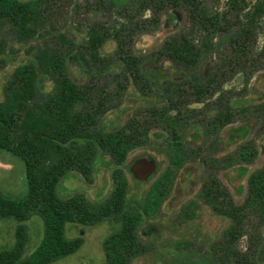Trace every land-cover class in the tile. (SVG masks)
I'll return each instance as SVG.
<instances>
[{"label": "trees", "instance_id": "1", "mask_svg": "<svg viewBox=\"0 0 264 264\" xmlns=\"http://www.w3.org/2000/svg\"><path fill=\"white\" fill-rule=\"evenodd\" d=\"M83 1L95 17L116 7L123 22L110 29L103 21L90 20L78 39L55 27L62 0H0V69L8 56L4 31L26 45L25 58L6 80L0 101V159H22L26 181L20 196L0 186V221L15 223L13 243L0 247V264H51L83 244L81 236L67 237V225L105 219L116 229L103 241V264H132L148 249L137 232L145 215H154L165 197V175L186 156L181 130L196 112L190 105L201 104L207 126L217 131L237 112L232 89H224L229 74H239L246 87L264 69V0H225L222 5L221 0H126L119 7L116 0ZM171 8L183 9L187 23L167 35L150 57L136 54L134 37L157 26ZM146 11L150 14L143 17ZM109 39L115 48L105 54ZM162 59L179 64L182 76L162 81L161 103L139 108L119 127L107 129L105 115L122 105L129 86L153 96L159 76L151 71V61ZM207 62L212 66L204 75ZM72 66L86 75L85 82L72 79ZM254 109L264 126V102ZM154 129L163 136L168 166L134 205L123 166ZM256 154L254 141L246 140L217 162L248 164ZM99 156H107L112 165L110 195L96 204L82 194L60 197L59 181L71 171L91 179ZM199 197L229 220L222 239L210 245L199 264H264L258 224L264 217V164L250 174L242 204H236L216 171L208 173ZM33 216L40 218L43 232L35 249L26 253V221Z\"/></svg>", "mask_w": 264, "mask_h": 264}, {"label": "rangeland", "instance_id": "2", "mask_svg": "<svg viewBox=\"0 0 264 264\" xmlns=\"http://www.w3.org/2000/svg\"><path fill=\"white\" fill-rule=\"evenodd\" d=\"M126 0H116L119 7ZM225 0H221V5ZM61 10L55 27L69 36L80 39L86 30V22L100 20L110 29L120 26L123 18L114 9L106 13L99 12L95 17L84 6L83 0H62ZM150 12H144L143 17ZM185 12L181 8L166 10L155 27L146 33L134 37L136 54L146 55L155 51L163 39L186 24ZM7 43V61L0 69V101L4 95V84L13 69L24 60L26 45L18 43L12 35L4 31ZM115 48V42L109 39L103 53L109 54ZM150 57V56H149ZM150 60V59H149ZM151 71L158 77L152 97L142 96L129 86L122 105L104 117L107 129L122 125L139 108L160 104L162 81L167 78L178 79L182 76L179 64L162 59L151 61ZM150 66V65H149ZM212 64L204 65V75ZM70 75L76 83L86 81V75L77 67L70 68ZM50 89V86L47 88ZM224 89H232L231 102L237 108L232 122L217 131L207 126L208 115L202 111L201 104L194 103V115L186 118L181 130V141L187 149L186 156L165 175L166 193L159 209L154 215H145L138 229L140 240L148 246L146 252L138 255L132 264H199L210 250V245L222 239L223 231L229 220L215 214L199 197L203 181L211 171L231 193L236 204H242L246 196L247 181L250 174L264 164V126L259 110L254 107L264 102V69L257 71L245 87L241 76L230 75L224 83ZM159 129L151 131L146 143L133 149L123 166L128 182L127 196L133 201L143 200L152 184L159 179L168 166V159L162 143ZM253 140L257 154L248 164L230 159L218 160L230 155L244 141ZM6 156V155H5ZM8 160L0 159V186L12 195L20 196L26 192L24 163L22 159L9 155ZM208 160V163L205 160ZM112 165L107 156H99L93 168L91 179L86 180L75 171L68 172L57 184V193L65 198L82 194L91 203L105 200L113 189L111 177ZM29 243L26 253L38 245L42 237L40 218L31 217L26 221ZM264 240V217L258 222ZM15 223L13 220L0 221V247H9L14 241ZM116 229L111 219H105L93 225H67V237L81 236L82 246L73 254L58 259L51 264H103L105 237ZM244 245V238L240 240Z\"/></svg>", "mask_w": 264, "mask_h": 264}]
</instances>
